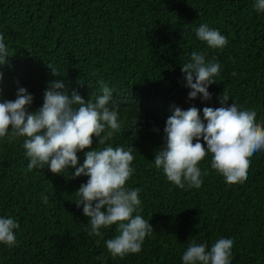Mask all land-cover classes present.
<instances>
[{
	"label": "trees",
	"instance_id": "16d2710c",
	"mask_svg": "<svg viewBox=\"0 0 264 264\" xmlns=\"http://www.w3.org/2000/svg\"><path fill=\"white\" fill-rule=\"evenodd\" d=\"M254 3L0 0V34L10 54L0 64V102L14 100L24 87L33 96L29 111L34 112L53 79H62L69 94L75 90L93 101L103 94L100 82L108 85L109 107L119 106L121 124L108 143L132 149L135 171L126 187L141 190L140 211L133 216L141 215L154 228L139 253L113 257L105 241L119 234L117 225L101 228L102 237L89 235L90 218L74 203L88 177L73 178V168L63 174L47 166L26 171L24 137L0 139V217L20 225L14 246L0 243V264H183L191 242L206 243L210 250L221 238L233 240L230 264H264V150L251 157L242 183H226L211 168V154L199 164L208 172L199 188L180 189L154 164L174 106H195L203 120V108L221 107L225 90L229 105L234 101L240 110H255L264 126V12H256ZM203 23L226 37L222 49L196 36ZM193 51L203 53L206 63L221 65L217 83L208 87L210 100L188 97L191 89L181 69ZM96 147L105 145L93 137ZM89 150L78 152L79 164Z\"/></svg>",
	"mask_w": 264,
	"mask_h": 264
},
{
	"label": "clouds",
	"instance_id": "9594fccd",
	"mask_svg": "<svg viewBox=\"0 0 264 264\" xmlns=\"http://www.w3.org/2000/svg\"><path fill=\"white\" fill-rule=\"evenodd\" d=\"M252 7L256 12H264V0H255ZM195 33L211 48L222 49L228 43L225 36L206 23L196 28ZM9 55L5 37L0 34V64L6 63ZM181 71L186 86L191 89L189 99L198 95L203 100L211 99L208 87L217 83L215 77L221 71L218 62L206 63L203 53L193 51L190 62L183 64ZM52 74L58 75L53 68ZM2 80L3 72L0 71ZM48 83L43 104L34 112L29 111L33 96L24 87L18 88L14 100L0 102V139L12 142L24 137L22 146L29 158L26 171L47 166L53 174H63L73 168V178L87 176V182L75 191L74 203L77 208L83 206V214L90 218L89 235L102 237L101 228H111L115 224L119 234L105 241L107 250L113 257L121 258L139 253L146 236L151 235L154 228L141 215L133 216L140 211L141 190L126 187L135 171L131 166L132 149L108 143L121 129L119 106L109 107L113 91L101 81L103 94L93 101L85 100L75 90L69 94L62 79ZM2 92L0 88V97ZM229 98L224 90L219 97L222 106L204 107L203 120L195 106L187 110L174 106L167 118L165 143L155 152L154 164L180 189L186 185L188 188L201 187V177L208 172H202L199 164L209 154L211 168L221 174L226 183H242L247 179L251 157L264 150V126L256 121L255 110H240L234 101L229 105ZM132 130L135 135L134 127ZM93 137L98 138V145L105 147L92 148ZM85 149L91 150L84 152L83 164H79L77 154ZM47 201L48 197L43 196V202ZM105 208L106 211H102ZM19 227L10 216L0 217V243L14 246L17 243L14 229ZM232 247L231 238L217 240L210 250L206 243L193 241L184 251L182 261L183 264H230Z\"/></svg>",
	"mask_w": 264,
	"mask_h": 264
}]
</instances>
